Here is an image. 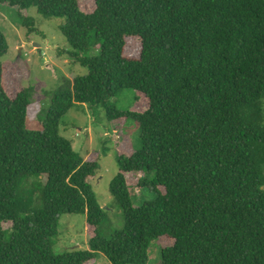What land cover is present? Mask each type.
<instances>
[{"label":"trees","instance_id":"obj_1","mask_svg":"<svg viewBox=\"0 0 264 264\" xmlns=\"http://www.w3.org/2000/svg\"><path fill=\"white\" fill-rule=\"evenodd\" d=\"M78 1L0 0L30 32L22 12L35 8L64 19L73 50L96 52L77 58L87 74L55 91L37 131L28 89L9 91L0 61V264H147L161 239L159 264H264V0H94L91 13ZM7 50L0 29V59ZM124 90L147 108L118 110ZM77 104L140 132L118 152L108 190L124 227L109 238L91 186L98 156L59 134ZM65 214L85 216L87 250L53 251Z\"/></svg>","mask_w":264,"mask_h":264},{"label":"rangeland","instance_id":"obj_2","mask_svg":"<svg viewBox=\"0 0 264 264\" xmlns=\"http://www.w3.org/2000/svg\"><path fill=\"white\" fill-rule=\"evenodd\" d=\"M82 11L91 13L94 0H79ZM33 20V29L22 26L17 17L16 8L0 4V29L5 36L8 50L0 59L7 63L5 68L6 83L9 91L26 88L31 102V121L28 129L40 130L51 106L52 96L65 81L87 74V69L76 60L80 57L96 55L92 48L87 53L73 50L59 31L64 23L62 18L44 17L29 8L22 12ZM76 55L77 57H74ZM54 71V72H53ZM136 93L132 90L120 92L110 103L120 111L135 110L143 112L147 108V100L143 97L135 103ZM138 125L132 120L117 119L109 121L100 106L77 104L59 124V134L71 141L74 151L84 160L98 156V169L91 186L98 204L107 214V220L99 227L100 235L109 238L116 230L124 227L122 211L109 194V184L118 171L117 156L123 150L129 154L138 147ZM123 141V143H122ZM122 143V144H121ZM139 176H134V181ZM264 189V186H263ZM142 192L135 187L134 206L141 200ZM147 196L145 200H149ZM142 203V202H141ZM84 215L65 214L60 217L58 235L52 238L53 251L61 254L72 249L87 250L89 231L86 230ZM9 228L10 224H4ZM171 241L161 239L151 242L147 264H159V248L170 245ZM88 264H91L90 262ZM110 264L98 255L96 263Z\"/></svg>","mask_w":264,"mask_h":264},{"label":"water","instance_id":"obj_3","mask_svg":"<svg viewBox=\"0 0 264 264\" xmlns=\"http://www.w3.org/2000/svg\"><path fill=\"white\" fill-rule=\"evenodd\" d=\"M54 72V71H53Z\"/></svg>","mask_w":264,"mask_h":264}]
</instances>
